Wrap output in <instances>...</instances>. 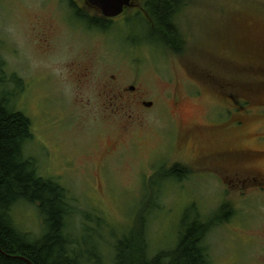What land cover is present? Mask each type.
Masks as SVG:
<instances>
[{"label": "rangeland", "instance_id": "rangeland-1", "mask_svg": "<svg viewBox=\"0 0 264 264\" xmlns=\"http://www.w3.org/2000/svg\"><path fill=\"white\" fill-rule=\"evenodd\" d=\"M185 3L176 52L134 11L103 29L77 17L81 0H0V100L31 120L28 157L66 189L72 236L103 264L146 207L152 256L195 208L211 264H264V0ZM176 165L181 182L154 177ZM12 217L42 236L37 206Z\"/></svg>", "mask_w": 264, "mask_h": 264}, {"label": "trees", "instance_id": "trees-1", "mask_svg": "<svg viewBox=\"0 0 264 264\" xmlns=\"http://www.w3.org/2000/svg\"><path fill=\"white\" fill-rule=\"evenodd\" d=\"M145 6L149 17L140 16L142 20L154 34L162 37L165 45L178 52L182 39L175 21L178 12L186 7L185 0H145ZM76 14L91 25L98 21L87 11L77 9ZM111 24L103 22L101 28L109 29ZM4 69L0 62V70ZM11 80L19 81L16 75H12ZM32 139L31 120L14 110L9 102L0 100V264H28L18 257L32 264H103L104 258L98 247L95 254L90 255L87 252L90 246L73 238L69 228L73 201L58 182L41 177L37 161L26 152ZM188 173L176 165L160 168L154 177L158 181L173 179L181 182ZM163 176L164 179H159ZM154 181L152 185L155 186L157 182ZM20 204L39 209L44 221L40 238L33 240L15 225L12 214ZM146 210L147 207L143 208L135 218L134 228L117 241L112 264H211L205 239L212 224L203 221L195 208L184 214L175 247L154 256L150 255L147 240ZM230 215L231 206L227 204L218 218L228 220Z\"/></svg>", "mask_w": 264, "mask_h": 264}, {"label": "water", "instance_id": "water-1", "mask_svg": "<svg viewBox=\"0 0 264 264\" xmlns=\"http://www.w3.org/2000/svg\"><path fill=\"white\" fill-rule=\"evenodd\" d=\"M88 7L101 13L104 18L114 19L121 16L126 10L134 7L136 0H84ZM151 107L152 103L146 105ZM28 264H32L29 260L18 257Z\"/></svg>", "mask_w": 264, "mask_h": 264}, {"label": "flooded vegetation", "instance_id": "flooded-vegetation-1", "mask_svg": "<svg viewBox=\"0 0 264 264\" xmlns=\"http://www.w3.org/2000/svg\"><path fill=\"white\" fill-rule=\"evenodd\" d=\"M138 0L135 1V5L133 8L129 9V10H126L121 16H124L128 11H134L136 12L137 15L139 16H142L143 18H148L149 17V14L147 12V9H146V6H145V3L142 5L141 2H137ZM80 7L84 8V12L87 11L89 13L90 16H92L93 18L95 17L98 21H96V24L95 25H92V26H97V27H101V24H103V22H106V23H111L113 22L114 20H116L117 18L115 19H107V18H104L101 13L97 12L96 10L92 9L91 7H88L85 3L84 0H81V5ZM82 10V9H80ZM120 16V17H121ZM119 18V17H118ZM84 21V20H83ZM85 22V21H84ZM87 22H85L86 24ZM88 25V23H87ZM91 25V24H89ZM130 91L132 92H135L136 91V88L135 87H130L129 88ZM149 103H152V102H142V106H145L147 107L146 105L149 104Z\"/></svg>", "mask_w": 264, "mask_h": 264}]
</instances>
